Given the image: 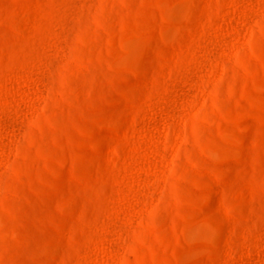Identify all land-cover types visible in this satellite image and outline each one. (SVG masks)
<instances>
[{
	"label": "rangeland",
	"instance_id": "374dc122",
	"mask_svg": "<svg viewBox=\"0 0 264 264\" xmlns=\"http://www.w3.org/2000/svg\"><path fill=\"white\" fill-rule=\"evenodd\" d=\"M0 264H264V0H0Z\"/></svg>",
	"mask_w": 264,
	"mask_h": 264
}]
</instances>
